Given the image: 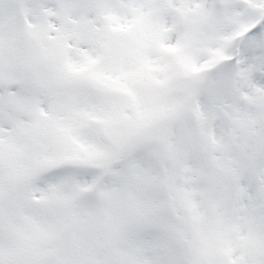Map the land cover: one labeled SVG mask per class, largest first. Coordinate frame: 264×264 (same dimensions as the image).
I'll list each match as a JSON object with an SVG mask.
<instances>
[{
    "label": "snow or ice",
    "instance_id": "1",
    "mask_svg": "<svg viewBox=\"0 0 264 264\" xmlns=\"http://www.w3.org/2000/svg\"><path fill=\"white\" fill-rule=\"evenodd\" d=\"M0 264H264V0H0Z\"/></svg>",
    "mask_w": 264,
    "mask_h": 264
}]
</instances>
